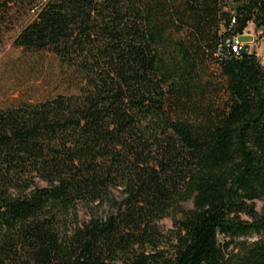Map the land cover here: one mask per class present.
<instances>
[{
  "label": "trees",
  "instance_id": "trees-1",
  "mask_svg": "<svg viewBox=\"0 0 264 264\" xmlns=\"http://www.w3.org/2000/svg\"><path fill=\"white\" fill-rule=\"evenodd\" d=\"M248 23L264 0H0V40L78 78L0 109V264H264V68L220 55Z\"/></svg>",
  "mask_w": 264,
  "mask_h": 264
},
{
  "label": "rangeland",
  "instance_id": "rangeland-1",
  "mask_svg": "<svg viewBox=\"0 0 264 264\" xmlns=\"http://www.w3.org/2000/svg\"><path fill=\"white\" fill-rule=\"evenodd\" d=\"M222 2L227 9H233L245 4L246 0ZM18 32L19 27L0 40V109L74 93L78 83L74 69L51 54H29L15 47L13 40ZM235 36L242 45L249 46V53H253L264 68V31L248 23L241 34ZM184 207L190 208V205ZM253 209L257 215H263L264 198L254 201ZM159 227L167 232L171 223L166 219L159 223Z\"/></svg>",
  "mask_w": 264,
  "mask_h": 264
},
{
  "label": "built area",
  "instance_id": "built-area-1",
  "mask_svg": "<svg viewBox=\"0 0 264 264\" xmlns=\"http://www.w3.org/2000/svg\"><path fill=\"white\" fill-rule=\"evenodd\" d=\"M233 23V20L230 21V25ZM224 53H220L221 57H226L228 54L237 55L241 48L244 46L238 40V37L235 35L229 36L227 39L224 40ZM247 52H249V46H247Z\"/></svg>",
  "mask_w": 264,
  "mask_h": 264
},
{
  "label": "water",
  "instance_id": "water-1",
  "mask_svg": "<svg viewBox=\"0 0 264 264\" xmlns=\"http://www.w3.org/2000/svg\"><path fill=\"white\" fill-rule=\"evenodd\" d=\"M240 53H241V54H245V53H247V46H243V47L241 48V50H240Z\"/></svg>",
  "mask_w": 264,
  "mask_h": 264
}]
</instances>
